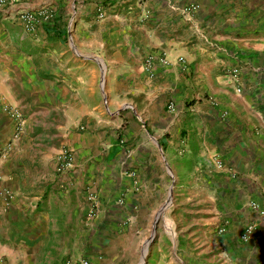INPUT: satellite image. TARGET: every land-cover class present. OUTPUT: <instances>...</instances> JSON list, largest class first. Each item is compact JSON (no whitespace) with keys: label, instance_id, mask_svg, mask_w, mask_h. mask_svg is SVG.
Listing matches in <instances>:
<instances>
[{"label":"crops","instance_id":"0c3cea01","mask_svg":"<svg viewBox=\"0 0 264 264\" xmlns=\"http://www.w3.org/2000/svg\"><path fill=\"white\" fill-rule=\"evenodd\" d=\"M40 7L32 37L14 14ZM251 200L264 206V0L0 7V264H264Z\"/></svg>","mask_w":264,"mask_h":264},{"label":"built area","instance_id":"2783aa9c","mask_svg":"<svg viewBox=\"0 0 264 264\" xmlns=\"http://www.w3.org/2000/svg\"><path fill=\"white\" fill-rule=\"evenodd\" d=\"M18 0H0V7L7 6L9 4L16 3ZM98 16L102 17L103 12H98ZM15 22L30 36L34 37L41 24L51 20V10L49 8H36L32 10H17L14 14ZM144 69L149 71L150 58L147 57L144 60ZM238 73L237 68H232L230 74L232 77H236ZM17 121V125H20L21 114L14 108H4ZM70 150L66 146H62L59 152L55 156V171L57 173L63 172L69 166ZM213 164L215 167L221 169L223 162L219 158H214ZM234 175V174H232ZM248 207L251 211L255 212L260 217H264V206H261L257 202L251 200L248 202ZM253 225L247 224L239 234V239L245 241L252 231ZM223 228L217 229L218 232H222ZM68 264V263H67ZM74 264H88L86 260L75 262Z\"/></svg>","mask_w":264,"mask_h":264},{"label":"rangeland","instance_id":"374dc122","mask_svg":"<svg viewBox=\"0 0 264 264\" xmlns=\"http://www.w3.org/2000/svg\"><path fill=\"white\" fill-rule=\"evenodd\" d=\"M43 144L49 145L50 144V141L49 140L43 141Z\"/></svg>","mask_w":264,"mask_h":264}]
</instances>
